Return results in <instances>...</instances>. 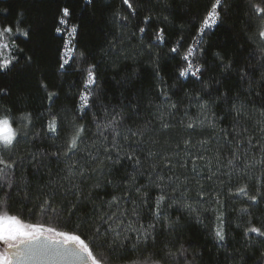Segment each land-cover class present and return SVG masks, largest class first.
I'll return each instance as SVG.
<instances>
[{
	"label": "snow or ice",
	"instance_id": "1",
	"mask_svg": "<svg viewBox=\"0 0 264 264\" xmlns=\"http://www.w3.org/2000/svg\"><path fill=\"white\" fill-rule=\"evenodd\" d=\"M180 2L120 0V6L113 8L106 0H84L85 5L93 9L99 6L101 13L110 12L107 24L116 31L114 35L109 33L110 38L100 45L99 62L95 55L80 53L76 71L84 77L83 88L69 122L71 135L62 143H55L62 127L56 115H52L48 121L46 131L42 126L35 135H31V114L21 111L17 116L10 106L0 104V205L7 204L14 197L34 200L33 208L29 209L32 215L39 213L47 219L74 222L77 230H84L91 236V241L86 242L75 232L61 231L44 223H25L17 215L4 211L0 213V245L3 246L0 264H20L21 260L37 256H71L86 264H108L102 255H97L98 249L109 257L116 255L126 259L130 264H205L199 251L193 252L189 260L190 249L183 243L178 248L165 244L162 256L155 252L145 255L148 242L151 241V247L155 248L161 233L171 236L182 231V217L177 216L172 220L169 209L179 208L182 212L186 211L189 218H194L198 223L201 221L200 210L192 207L188 200L189 176L185 175L181 180L176 172L177 168L186 170L187 164L173 160V157L180 156V151L175 150L180 148V143H183L181 151L186 157L196 147L189 142L192 131H195L194 125L213 130L212 139L218 142L214 156L216 167L226 169L225 172L211 171V159L201 165L199 161L206 158L197 149V156L190 160L193 178L199 185L196 189L199 197L197 203L212 196L204 190V179L213 181L214 177L224 175L229 178L228 181H219L220 185L229 184L227 194L216 192L215 197L207 200L211 205L214 199L219 206L216 216L218 223L212 233L214 247L227 252L228 221L225 200L221 197H241L246 203L239 209L238 215L248 217V226L243 231L245 251L260 246L257 264H264V211L261 210V205H264V184L255 185L253 192L247 184H241L232 191L230 183L234 175L241 173L251 178L250 169L256 164L261 165V176H264V0H239L240 4L247 5L248 21L255 24L248 36V40L256 45L254 51L241 59L216 51L212 53L214 62L209 64L205 62L207 50L202 47L207 32L223 23L232 8L230 0H212L210 10H207L202 20L197 21L194 43L180 57L183 63L176 70L174 83L169 85L162 75L159 53L153 58V50L167 46L166 25L171 23L170 17L174 15L170 9L175 6L179 11ZM187 10H190V6ZM7 12L8 9L0 8V14L6 15ZM141 12L144 13L142 20L139 19ZM71 14L67 6L59 9L58 24L65 27H56L57 34L67 28ZM23 18L24 14L20 12L14 25L0 24V73L16 66L18 58L11 55L13 49L24 51L20 48L19 37L28 40L33 34L31 25L27 28L22 26ZM153 21H156V25L149 36L148 30L153 27ZM78 30V25H72L68 35L75 40ZM182 46L181 41H177L170 48L173 56L179 53ZM67 47L68 42L65 43ZM198 51L201 53L200 59L195 58ZM144 56L149 58L148 65L152 68L156 82L154 91L159 102L156 103L152 98L148 100V104L155 109L151 113L152 119L134 128L129 121H135L140 116V96L134 95L127 99V103L121 101L118 106L112 105L109 109L108 104L104 103L98 69L103 61H111L112 67L133 62L130 74L126 70L124 77L117 80L120 88L127 91L129 85L134 86L141 78L137 61ZM60 61L59 70L64 72L70 61L64 55L60 56ZM85 62H88L87 68L83 67ZM33 64L34 57L28 55L22 67L30 69ZM210 67L215 69L216 75L206 78L205 73ZM228 77L234 78L232 90L225 86ZM189 81L195 86L191 90L185 88ZM39 83L47 93L51 110L58 92L49 90L43 79ZM180 91L187 105H183V100L178 102L173 99ZM9 95L8 88L0 87V100ZM246 101L252 102L251 111ZM182 105L185 116L188 115L187 108L195 106L205 116L207 123L204 120L185 121L183 117L176 121L179 112L174 110L180 109ZM217 105H223L226 113L231 114L229 126L218 128V124L208 118L209 110ZM76 112L80 115H76ZM89 114L92 117L91 125L84 122ZM242 120H254L253 127L259 126L255 140L250 128L246 124L241 126ZM93 128L95 131H92ZM176 128L183 129L188 139L176 141L171 154L154 150L160 143L159 137H168L170 130ZM47 140L54 141L51 147L44 148L42 143L37 147L38 141ZM165 143H172L171 138L165 139ZM198 143L204 152L209 151L208 139L199 140ZM222 148L228 150L227 156L222 157ZM253 149L258 151L259 160L252 155ZM28 167L35 176L43 174L48 177L43 184L38 185L39 194L34 195L30 191L29 181L24 175ZM202 167L209 169L206 177L201 176ZM121 168L124 170L123 175L119 174ZM165 169L171 175H167ZM142 179L143 183H140ZM107 188L112 189L111 193H105L111 199L104 200L97 189ZM152 189L156 192L153 193ZM125 203H130L132 207L125 208ZM254 211L261 212V216L256 218L260 220L259 226L253 223ZM144 213L149 217L147 222H144ZM130 234L135 235L134 241ZM141 245L145 247L142 249ZM226 259L231 260L232 264H243L244 257L241 253L237 261L233 253H228Z\"/></svg>",
	"mask_w": 264,
	"mask_h": 264
},
{
	"label": "trees",
	"instance_id": "2",
	"mask_svg": "<svg viewBox=\"0 0 264 264\" xmlns=\"http://www.w3.org/2000/svg\"><path fill=\"white\" fill-rule=\"evenodd\" d=\"M113 8L120 6V0H106ZM212 0H181L179 3V11L174 6L170 11L174 13L170 17L171 23L166 25L167 28V46L153 50V58L155 54L159 53V62L162 69V75L169 85L174 83V76L177 74V68L183 63L180 57L186 53L189 45L194 43L193 37L196 36L195 28L198 26L197 21L202 20L206 15L207 10H210ZM232 8L228 17L223 23L214 27L207 32L205 42L202 47L207 50V56L205 62L211 64L214 62V56L212 53L221 51L228 56L236 55L237 59H241L242 56H246L248 52L254 51L256 45L248 40L250 29L255 28L254 23H250L247 19L246 13L248 11L246 4H240L239 0H230ZM67 6L71 9L72 14L68 18V26L57 34L55 32L56 27H62L58 24L59 9ZM190 6V10L185 11ZM0 8L8 9L6 15L0 14V24H15L18 19V14L23 12L24 18L22 26L27 28L32 26V35L28 40L23 37H19L20 48L24 51L13 49L11 55L18 58V62L15 67L10 70L0 73V87H5L10 90V95L0 100V104L10 106L13 112L19 116L21 111L28 112L32 117L33 131L31 135H35V132L44 127L47 130V123L51 119L52 115L57 116V120L61 123L60 137L55 140V143H62V141L71 135V127L69 122L75 111V105L78 103V97L80 90L83 88L84 77L80 72L76 71L77 64L80 63V53L84 52L86 55H95L96 61H100L98 49L100 45L105 43L106 38H110L109 33L115 34V28L107 24V17L110 12L101 13L100 7L95 9L91 6H86L84 0H0ZM159 9V6H157ZM143 12H141L139 19H143ZM72 25H78V35L73 40L68 32ZM156 21H153V27L148 30L149 36L153 34ZM181 36L183 39L181 40ZM135 40V38H133ZM177 41H181L182 47L179 53L175 56L170 52V48L175 46ZM68 42V47L65 48V43ZM71 51L70 58H67L70 63L66 66V70L61 72L59 70L60 56L64 55L67 51ZM28 55L34 57V64L32 68H23L25 59ZM195 58L200 59L201 53L198 51L195 53ZM149 58L147 56L142 57L137 64L139 66L140 80L135 82V85H129L128 90L124 91L117 84V80L124 77L127 72L130 74L133 62L128 61L121 63L118 67H112L111 61H103L99 64L98 75L99 84L104 93V103L108 104L109 109L112 105H119L121 101L127 103V99H131L134 95L141 98V113L135 121H129L132 127L142 125L145 121L152 119L151 113L155 111L153 107L148 104L150 98L154 99L156 103L159 102L157 93L154 91L156 82L153 79L152 68L148 65ZM91 62V61H88ZM83 64L84 68H87V63ZM37 65L38 70H37ZM216 71L214 68H209L205 73V77L215 76ZM43 79L49 90L57 91L58 97L54 98L55 103L49 110V102L47 100V93L40 87V80ZM225 86L232 90L234 88V78L228 77L225 80ZM179 87V85H178ZM195 86L189 81L185 88L188 90L193 89ZM175 101L183 100V105H187V100L183 99V92H177L173 97ZM99 104V101L97 102ZM249 104L251 111V101H246ZM258 103V101H257ZM174 110L179 114L176 116V121H179L181 117L188 120H204L205 116L200 114L197 107L192 106L187 108L188 115H184V107ZM119 110V107H117ZM76 115L80 113L76 112ZM208 118L212 119L218 124L219 127H227L231 123V114L226 113L223 105L213 106L208 113ZM258 118V117H257ZM91 114L88 115L85 123L91 125ZM255 121H241V126L245 124L250 128L253 138L258 135V125L253 127ZM15 126V125H14ZM195 131H192L190 143L196 145L195 148L190 150L189 156H185L183 149V143H180V148L175 149V142L182 139H188L187 133L183 129L176 128L170 130L168 137L161 135L159 137L160 143L155 146L154 150L160 152H167L169 154L175 149L180 151L179 157H173L176 162H186L187 168H177L176 172L180 175V179L183 180L184 176H189L188 188H189V203L192 207L197 208L201 212V221L198 223L194 218H189L188 213L182 212L179 208L173 207L169 209V214L172 220H175L177 216H181V223L183 225L182 231L174 233L173 235H167L161 233L156 242V247H151V241L148 242V252H155L157 255H163L165 244L178 248L180 243H183L190 249L188 253V259H192V253L199 251L205 264H232L231 260H227L228 253H233L236 260L239 261L241 253H243V264H257V260L260 255V246H255L253 249L245 251L246 241L243 239L244 228L247 227V216L238 215L239 209L245 206L246 201L241 197H221L225 200L226 205V218H227V239L226 247L227 252L224 249H217L214 247L215 241L213 240L212 233L217 226L216 216L219 214V206L212 200L211 205L207 203V200L215 197L216 192H223L225 195L228 192L229 184L225 183L220 185L219 181H228V176L214 177L213 181L204 179V190L211 193L212 196L206 197L205 201L197 203L199 197L196 194V189L199 187L197 180L192 172V166L190 160L197 156V149H200V153L205 156L204 161H199L201 165L207 163V160L213 161L211 171L225 172L226 169L221 167L217 169L216 162L214 160L216 147L218 142L212 139L214 132L210 128H200L198 125H194ZM218 130V129H217ZM92 131H95L93 128ZM91 135V134H89ZM94 138V137H93ZM171 138L172 143H165V139ZM208 139L207 145L209 151L204 152L199 140ZM43 144L44 148H49L53 145V140L38 141L37 147ZM219 143H222L220 141ZM94 151V150H93ZM222 157L227 156V149H220ZM252 155L256 160L260 159L259 153L256 149L252 150ZM226 163V160H225ZM261 165L256 166L251 171V178L245 173L234 175L231 179L232 191H235L241 184H247L251 191L254 192V186L264 184V176H261ZM55 171V166H53ZM123 168L119 170V174L123 175ZM167 175H171L167 169H165ZM209 174V169L206 167L201 168V176L206 177ZM19 175V174H18ZM24 175L27 177L30 184V191L35 195L39 194L38 185L43 184L48 179L46 175L35 176L30 167L27 168ZM143 183V179L140 181ZM104 200L111 199L110 195L105 193H111L112 189H97ZM155 193L156 190L152 189ZM34 200H24L22 197H14L5 205H0V213L9 211L10 215H17L25 223H44L46 226L55 227L61 231H71L80 234L86 242L91 241V236L84 230H77L75 223H66L65 220L47 219L41 216L39 213L32 215L29 209L33 208ZM124 207L130 209L132 205L125 203ZM204 208H209V211H203ZM211 209H216L215 211ZM261 210L264 211V205H261ZM145 221L149 218L147 213H144ZM261 216V212H253V223L257 226L260 225V220L256 219ZM127 223V221H125ZM239 225V227H238ZM132 235V240H135V235ZM127 243V242H126ZM145 245H141L143 249ZM131 251V248L128 249ZM97 255H102L108 264H130V261L123 259L119 256L109 257L103 250H96ZM135 258V257H134Z\"/></svg>",
	"mask_w": 264,
	"mask_h": 264
},
{
	"label": "water",
	"instance_id": "3",
	"mask_svg": "<svg viewBox=\"0 0 264 264\" xmlns=\"http://www.w3.org/2000/svg\"><path fill=\"white\" fill-rule=\"evenodd\" d=\"M81 264H86L85 261H81ZM20 264H59V260L55 256H37L31 259H24L20 261Z\"/></svg>",
	"mask_w": 264,
	"mask_h": 264
},
{
	"label": "flooded vegetation",
	"instance_id": "4",
	"mask_svg": "<svg viewBox=\"0 0 264 264\" xmlns=\"http://www.w3.org/2000/svg\"><path fill=\"white\" fill-rule=\"evenodd\" d=\"M59 260V264H81L80 259L76 257L55 256Z\"/></svg>",
	"mask_w": 264,
	"mask_h": 264
},
{
	"label": "built area",
	"instance_id": "5",
	"mask_svg": "<svg viewBox=\"0 0 264 264\" xmlns=\"http://www.w3.org/2000/svg\"><path fill=\"white\" fill-rule=\"evenodd\" d=\"M70 53H71L70 50L65 53V59L70 58Z\"/></svg>",
	"mask_w": 264,
	"mask_h": 264
},
{
	"label": "rangeland",
	"instance_id": "6",
	"mask_svg": "<svg viewBox=\"0 0 264 264\" xmlns=\"http://www.w3.org/2000/svg\"><path fill=\"white\" fill-rule=\"evenodd\" d=\"M2 249H3V246H2V245H0V251H2Z\"/></svg>",
	"mask_w": 264,
	"mask_h": 264
}]
</instances>
